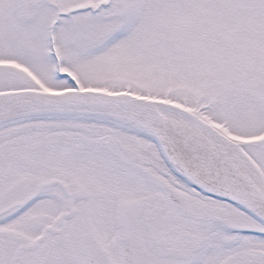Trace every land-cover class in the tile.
<instances>
[{"label":"snow or ice","instance_id":"1","mask_svg":"<svg viewBox=\"0 0 264 264\" xmlns=\"http://www.w3.org/2000/svg\"><path fill=\"white\" fill-rule=\"evenodd\" d=\"M0 264H264V0H0Z\"/></svg>","mask_w":264,"mask_h":264}]
</instances>
